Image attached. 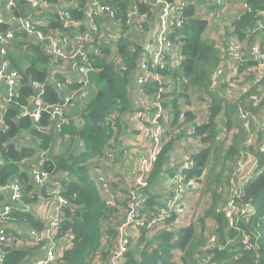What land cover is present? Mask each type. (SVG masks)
Instances as JSON below:
<instances>
[{"label": "trees", "instance_id": "trees-1", "mask_svg": "<svg viewBox=\"0 0 264 264\" xmlns=\"http://www.w3.org/2000/svg\"><path fill=\"white\" fill-rule=\"evenodd\" d=\"M57 1L61 0H50ZM86 1L78 0L79 7L69 9L70 19H84ZM155 2L107 0L118 17L114 22L117 40L114 46L103 43L101 55L91 58L87 95L74 103L67 122L56 131L48 126L49 112L37 123L19 117V113L34 94L32 80L44 83L48 103L60 101L49 80V66L62 63V59L52 61L39 44L15 31L18 39H24L19 43L27 53L22 60L11 54L22 83L19 96L0 115V207L10 197L12 184L21 188L20 200L12 205L7 224H27L42 232L45 224L31 206L61 195L66 203L61 205V221L52 238L61 241L72 234L73 239L53 264H109L127 217L120 218L118 210L123 206L129 214L135 196L133 204L138 212L132 224L135 229L130 230L125 264H264V0H214L206 13L198 11L206 0L188 5L183 25L175 27L171 35L173 44L182 48L181 59L168 57L164 68H156L152 58L143 55L142 33L154 25ZM134 7L137 13L132 14ZM50 22L43 31L67 29L59 16ZM72 28L84 30V26ZM9 29L8 24L0 26V32ZM230 40L242 45L244 55L236 61L235 73L227 70L215 77L229 63ZM257 44L261 53L254 56L250 51ZM142 58L160 74L159 80L149 81L142 90L160 99L170 115L160 119L165 133L157 159L149 170L141 172V183L134 179L135 192L125 191L129 202L121 204V190L113 187L116 195L110 199L93 172L108 161L110 154L118 162L128 152L126 141L131 135L123 124L133 107L134 73ZM58 79L68 83L59 72ZM68 84L71 90L80 87L77 81ZM161 88L166 92H160ZM253 135L255 141L251 143ZM19 136L31 138L33 145L16 147ZM120 145L125 147L118 153ZM51 149L54 152L49 153ZM40 154L43 157L39 160ZM245 156L257 160V173L241 181L238 168ZM36 167L49 173L41 190H36L32 174ZM223 178L225 181H220ZM177 186H184L183 199L177 202L184 212L170 204ZM231 200L247 208L238 214L234 225L227 214ZM160 214L168 216L158 220ZM150 218L157 223L153 225ZM174 222L183 226L175 231L156 230L157 225L169 227ZM7 233L19 236L15 228L9 227ZM20 236L21 241L33 244L23 248L15 244L16 240L7 243L4 264H27L50 243L46 237L35 240ZM245 236L253 247L239 248L241 256L233 257Z\"/></svg>", "mask_w": 264, "mask_h": 264}, {"label": "built area", "instance_id": "built-area-1", "mask_svg": "<svg viewBox=\"0 0 264 264\" xmlns=\"http://www.w3.org/2000/svg\"><path fill=\"white\" fill-rule=\"evenodd\" d=\"M6 3L14 7L17 0H5ZM35 9H43L49 11L51 18L59 16L66 24L67 29H59L54 31L52 28L47 29L46 31L42 30V27L49 26L50 18L48 21H35L33 19L23 17L21 15L12 14L5 15L0 13V26L4 24L10 25L11 22L17 24L18 28L10 27L9 30L5 32H0V115L3 116L7 107L11 105L14 101V98L19 96V87L22 83L21 74L13 67L12 57L8 55V43L13 39H16L17 35L15 31L24 33L26 37L30 40H34L37 44L40 45L42 52L50 57L52 61H57L62 59V63L56 64L53 63L49 66V80L53 85H55L59 95L60 101L58 103H48L44 97L45 89L44 83L38 80H32L31 86L34 89V94H32L27 103L21 106L19 117H29L34 122H40L43 118L45 112H49L51 116V122L48 125L52 127L51 129L56 131L60 128L62 123L67 122L68 114L71 111L74 103L80 100L82 97L87 95V89L90 86L89 82V71L93 69L91 58L101 55V48L103 43H105L106 33L111 34L108 29L110 26L108 23L114 25V22L118 20L115 9L107 3V0H87L85 5V17H84V30H73L72 27L78 26H68L70 22H81L74 21L70 19L69 9L72 7H79L78 0H61L63 4L53 3L50 0H28ZM152 1V0H149ZM199 0H156V13L152 17L153 26L149 31L142 33V39L145 40V53L144 56L149 55L153 60V66L156 68H164L166 60L168 57L171 60L178 61L181 59L182 48L180 44H173L171 35L175 27H181L186 18L184 13L185 8L190 4L198 3ZM207 6L203 8L198 7L199 13H206L208 6H211L213 1L206 0ZM221 1V0H217ZM58 5H62V8H59ZM131 13H137V7H134L131 10ZM158 14V17H157ZM82 20V21H83ZM106 23V25H104ZM102 26V27H101ZM140 30V29H139ZM98 36V39L96 38ZM229 49V63L226 67L218 71L215 77L223 75L227 70L236 72L235 63L238 60H241V56L244 55L242 45L235 41L230 40L228 44ZM251 54L254 56L260 55L258 44L251 49ZM73 64V72L76 73V78L74 81H77L80 84V87L75 90H71L68 83H71L68 80V83H63L58 79V72L62 75H68V73L63 72V67ZM123 69H125L123 67ZM147 64L146 60L142 58L135 70L134 73V85L137 88L136 91L140 94L139 102L143 105L139 109L140 115H146L144 109H148V99H152L156 104V108L164 109V113L159 110L154 117L152 118L153 126L151 128H145L147 130L148 136L143 140V144L148 143L147 145V156L144 161L145 164H148V167L143 171H147L151 168L153 162L157 159L161 151V137L165 133L164 125L160 123V119L167 118L170 115V111L167 107L163 106V102L160 99H153L147 93H145L142 88L149 81L159 80V72ZM73 81V82H74ZM133 87V86H132ZM160 92H166L164 88L160 89ZM161 96V93L159 94ZM166 109V110H165ZM81 117L78 118V120ZM140 125H138L139 127ZM264 126V124H263ZM137 127V128H138ZM255 141L254 135L251 139V143ZM16 147H22L24 145H31L32 139L29 137H17L16 138ZM33 145V144H32ZM35 147V144H34ZM54 149V148H53ZM51 149L49 153L54 152ZM261 150L264 151V143L261 145ZM112 154H110V157ZM43 157V154L38 156L40 160ZM110 159V158H109ZM108 159V161H109ZM246 167L243 169L244 164ZM257 160L255 158H249V156L243 157L241 164L239 165L238 171L240 173L241 181L250 180L257 173ZM99 167H97L93 172L94 179H97L101 185L104 186L105 192L109 193L110 199H113L116 195L115 190L108 178L106 181L105 174L99 173ZM142 171V172H143ZM262 169L258 171L261 173ZM32 174L36 183V190H41L44 186V183L49 179V173L41 168L36 167L32 170ZM71 175V173H68ZM136 176V173H135ZM138 178L139 183L142 182V175L137 174L136 179ZM114 178H112L113 180ZM112 187H111V186ZM10 197L1 205L0 207V264H4L5 260V250L4 246L10 241L16 240L15 244L20 246H29L33 242L21 241L20 235H23V232H19V236L10 233L8 235L7 229H9V224H7V217L11 211L13 204L17 203L21 197V188L17 183H14L10 186ZM184 186H177V191L173 202V206L178 209V212H184V208H179L177 202L183 199ZM54 199L57 200L58 208L55 213L52 214L51 219L45 229L42 232H37L33 229L24 235L30 236L32 239L38 240L41 238H48L50 243L41 250V255L34 259L29 264H53L57 257L61 255L65 249L69 246L71 240L73 239L72 234H68L61 241H54L52 238L53 232L58 228L61 221L60 211L61 205L66 203V200L61 195H54ZM109 203H114L113 200H110ZM235 210H240L245 213L247 208L242 209L234 200H231L228 204L227 214L231 219V225L234 223L233 213ZM137 208L134 204L133 210H131L128 216L125 219V222L121 225L120 229V238L116 251L110 257L109 264H125L126 255L130 249L129 246V234L130 226L137 218ZM168 215L159 216L158 220H163ZM150 218L151 223L154 225L157 223L156 219ZM45 224V223H44ZM158 226V225H157ZM156 230L167 229L170 231H175L182 227L180 222H174L169 227L161 224L157 227ZM215 241V238H212ZM244 248L251 249L253 243L250 241L249 237H245L243 241ZM241 256L239 253L236 257ZM177 263H180L179 260H176ZM217 264H224L220 262Z\"/></svg>", "mask_w": 264, "mask_h": 264}, {"label": "rangeland", "instance_id": "rangeland-1", "mask_svg": "<svg viewBox=\"0 0 264 264\" xmlns=\"http://www.w3.org/2000/svg\"><path fill=\"white\" fill-rule=\"evenodd\" d=\"M210 2H212V0ZM205 5L207 6V1H206ZM157 17H158V14H157ZM74 74L76 77V73H74ZM62 76L66 77L67 75L62 74ZM170 83H171V81H170ZM170 90H171V88H170ZM147 103H148V109H144L146 111V114H147L146 116H143V115H140L137 113V114H135V117L129 116L128 120L125 121V123L123 124L124 131L131 135V138L126 141V145L128 146L129 142H131V140L133 141L130 145L128 152L126 151L125 154L120 158V161H118V162H117V159H115V157H113V155L110 157L109 161L101 162V167H105L106 164H109L111 166L109 169L110 171L108 170L106 172L105 178H106L107 182H108V178L110 179L112 186L115 187L117 191L121 190L122 194L119 197L122 201L121 204H127L129 202V197L125 194V191H128L129 193L135 192V189H134L135 187L133 184L134 179L136 178L137 174L139 176H141V174H142L141 172L148 167V164H145L144 161L146 160V156L148 153L147 145L149 142L143 144V140L146 139V137L148 136L147 130H144V129L145 128H151L153 126L152 118L154 117V115L157 112H159V110L162 111L161 115H163V113H164V109L156 108V104L153 102L152 99H148ZM162 121H164V120H161V122ZM162 124H164V123L162 122ZM138 125H140V126L138 127ZM123 147H125V145L119 146L118 153L123 149ZM154 162H153V164H154ZM112 164L115 166V171L112 170L114 167ZM245 167H246V163L244 164L243 169ZM218 168H220V166L218 167V165H217V169ZM99 173L103 174L102 171H99ZM135 173H136V176H135ZM170 177L172 179H177L176 177H172V176H167V179H171ZM112 178H114V179L112 180ZM220 181H225V179L223 178ZM119 183H121L120 187L118 186ZM219 184L220 183H218L217 185H219ZM133 197H135V196H132V198H131L132 200H131V203L129 205L130 210H133V208H134ZM131 205H132V207H131ZM118 211L120 212V214H118V215H120V218H122L123 216H126V215L128 216V214H126V212H125V207L120 206ZM240 212H241L240 210L234 211V213H233L234 222H235V219L238 220V218L240 217V215H238ZM124 222H125V220H124ZM131 229L133 230L135 228L133 226H130V230ZM245 237H247V236H245ZM228 243H229V241H228ZM225 246H226V248H228L227 245H225Z\"/></svg>", "mask_w": 264, "mask_h": 264}, {"label": "crops", "instance_id": "crops-1", "mask_svg": "<svg viewBox=\"0 0 264 264\" xmlns=\"http://www.w3.org/2000/svg\"><path fill=\"white\" fill-rule=\"evenodd\" d=\"M53 3H55V4H57V3L63 4L62 1H57V2H53ZM58 7L62 8V5H58ZM0 13L5 14V15L17 14V15H21L23 17H27V18L33 19L35 21H45L44 19H46L48 21V17L51 20V16H50V14H48L49 11H46V10H43V9H35L28 0H17L14 7L9 6L6 3L5 0H0ZM108 24L110 25V26H108V29L111 32V34L106 33L105 42L108 43V44H111L112 46H114V44H115V42L117 40V31L114 30V29H116V27L114 25L110 24V23H108ZM104 25H106V23H104ZM10 27H14L16 29L18 28L17 24H15L14 22H11ZM73 30H77V29H73ZM17 37H18V35H17ZM17 37H16V39H13L12 41H10L8 43V46H7L8 55L10 54L11 57L13 55H14V57L17 56V57H19V59L22 60L23 55L27 53V50H25V48L19 43L21 41H24V39H18ZM11 54H13V55H11ZM11 61H12V64H13V58L11 59ZM22 64H24V61H22ZM13 67H15L14 64H13ZM63 72L69 74V75L66 76V78H67V80H70L71 82H73L74 79L76 78L75 74L73 72V64L72 65H68V66L67 65L64 66L63 67ZM139 97H140V94L135 90L133 92V95H131V99H132V102H133V107L125 114L126 120H128L129 116L135 117V114H137V113L139 114L138 111L141 108V104L139 102ZM72 109L74 111V107H72ZM72 109H71V111H72ZM261 117H259V119H258L259 122H261V119H262ZM132 142L133 141L131 140V142H129V145L125 147L127 150H129L130 145H131ZM110 167L111 166L109 164H106L105 167H101L100 166L98 169H99V171L107 172L110 169ZM112 170L115 171V166L113 167ZM177 179H175V181ZM57 208H58V203H57V200H55L54 198H52V199H43V200H41L39 202L34 203L31 206L32 212L39 219V221L42 222V223L44 222L45 225H47L49 223L52 214L56 212ZM9 227L15 228L16 230H18V232L21 231L24 234L28 233L30 231V229H31L29 227V225H27V224L14 223V222L9 224ZM23 248H26V246H23ZM41 254H42L41 251H37L35 253V255L31 257V259L29 260V262L27 264H29L34 259L39 257Z\"/></svg>", "mask_w": 264, "mask_h": 264}, {"label": "water", "instance_id": "water-1", "mask_svg": "<svg viewBox=\"0 0 264 264\" xmlns=\"http://www.w3.org/2000/svg\"><path fill=\"white\" fill-rule=\"evenodd\" d=\"M84 23H85V21L83 20V21H81V22H70L69 24H68V26H80V25H84Z\"/></svg>", "mask_w": 264, "mask_h": 264}, {"label": "clouds", "instance_id": "clouds-1", "mask_svg": "<svg viewBox=\"0 0 264 264\" xmlns=\"http://www.w3.org/2000/svg\"><path fill=\"white\" fill-rule=\"evenodd\" d=\"M239 248H244L243 244H241V245H239L237 248H235V249H236V252H235V254H234L233 257H236V255H238V254L240 253V252H237V250H238ZM231 249H232V248L228 247L227 250H231Z\"/></svg>", "mask_w": 264, "mask_h": 264}]
</instances>
